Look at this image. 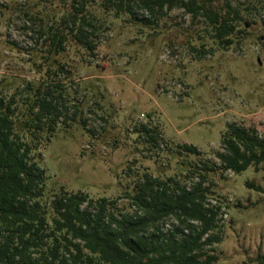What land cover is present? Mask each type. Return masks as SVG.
Returning a JSON list of instances; mask_svg holds the SVG:
<instances>
[{
    "label": "rangeland",
    "instance_id": "obj_1",
    "mask_svg": "<svg viewBox=\"0 0 264 264\" xmlns=\"http://www.w3.org/2000/svg\"><path fill=\"white\" fill-rule=\"evenodd\" d=\"M233 2L258 9L244 13L249 35L229 50L201 32L204 19L193 21L183 9L165 10L159 20L140 8L134 9L137 19L109 15V29L97 32L94 55L76 44L66 46L61 61L70 73L60 76L77 121L41 147L49 198L61 189L115 198L146 172L181 178L191 187L199 180L191 176L197 164L219 165L215 153L228 124L255 126L264 137V0ZM69 4L0 0V90L5 96L43 80L47 68L40 67L44 40L36 31L41 24L24 13L39 15L46 26L59 22ZM94 10L98 15V6ZM142 18L156 24L146 26ZM203 43L213 51L199 58ZM141 126L160 136L158 145L137 133ZM184 145L201 154L178 156V146ZM248 183L264 189V170L207 175L208 202L220 208L212 234L222 242L214 245V264H260L264 256V194Z\"/></svg>",
    "mask_w": 264,
    "mask_h": 264
},
{
    "label": "trees",
    "instance_id": "obj_2",
    "mask_svg": "<svg viewBox=\"0 0 264 264\" xmlns=\"http://www.w3.org/2000/svg\"><path fill=\"white\" fill-rule=\"evenodd\" d=\"M67 1L69 8L62 19L50 25H43L45 20L39 15L24 13L41 24L36 34L44 40L40 50L44 62L40 67L47 66L43 80L27 82L10 97L0 90V264L216 263L214 245L222 237L212 232L218 228L220 208L208 202L212 190L206 186L207 175L217 170L236 175L250 168L264 170V137L255 126L228 124L221 149L215 153L219 165L197 164L191 176L199 180L191 187L181 178L162 179L146 172L131 190L115 198L93 199L85 192L64 189L49 198L40 166L41 147L58 129H69L77 121L60 76L70 73L61 61L66 46L76 44L94 55L97 32L109 29V15L116 19L134 16V9L140 8L159 20L165 10L183 9L193 21L204 19L201 32L220 49L229 50L249 35L251 24L244 13L252 15L257 6L233 0L222 4L219 0L63 3ZM139 21L146 26L156 24L147 18ZM201 48L199 58L213 51L204 43ZM137 133L158 145L160 136L151 128L141 126ZM177 149L180 157L201 154L190 145ZM247 185L264 194L263 188ZM169 221L174 222L165 230ZM259 262L264 264V256H259Z\"/></svg>",
    "mask_w": 264,
    "mask_h": 264
}]
</instances>
